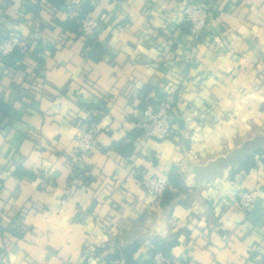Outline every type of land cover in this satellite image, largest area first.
I'll use <instances>...</instances> for the list:
<instances>
[{"label": "crops", "instance_id": "1", "mask_svg": "<svg viewBox=\"0 0 264 264\" xmlns=\"http://www.w3.org/2000/svg\"><path fill=\"white\" fill-rule=\"evenodd\" d=\"M83 1L100 23L98 62L56 24ZM185 1L0 0L9 27L0 34L27 38L42 60L27 79L0 61L10 105L0 116V264H105L133 243V264H147L151 241L174 239L170 258L264 264V167L245 173L237 163L264 138V0H201L212 19L200 42L182 30ZM158 94L177 108V134L140 135L128 157L115 153ZM87 104L99 109L97 148L83 163L92 180L73 188L70 152ZM17 167L34 179H17ZM143 174H176L182 189L162 205L140 187ZM239 191L253 195L247 212L235 205Z\"/></svg>", "mask_w": 264, "mask_h": 264}, {"label": "built area", "instance_id": "2", "mask_svg": "<svg viewBox=\"0 0 264 264\" xmlns=\"http://www.w3.org/2000/svg\"><path fill=\"white\" fill-rule=\"evenodd\" d=\"M75 8L77 7L74 6ZM71 10V9H70ZM75 9L68 13L69 18L75 16ZM212 19V11L208 5L200 1L186 0L183 11L182 25L186 26V34L194 42H200L204 38L209 21ZM79 32L83 38H94L100 23L98 19L91 15H85L77 19ZM34 49L27 38L20 37L11 32H5L0 38V61L2 58L10 57L18 51L23 57L22 61L31 67H36L35 61L31 56ZM86 118L75 122L76 134L72 140L71 171L74 168L83 169L85 159L97 148L96 126L89 124L88 121L97 115L96 111L88 110L85 112ZM181 121L177 108L170 100V96L165 97L152 110L148 111L139 129L142 131L143 138H154L167 140L174 137L178 132V124ZM264 158V156H261ZM140 187L160 199L163 192L171 186L167 178L153 175H140ZM81 185L75 179L71 187ZM254 198L249 192L239 191L236 195L235 205L238 209L247 212L253 205ZM91 252L94 250L90 249ZM151 264H192L187 255L181 258H170L156 253L151 257Z\"/></svg>", "mask_w": 264, "mask_h": 264}, {"label": "trees", "instance_id": "3", "mask_svg": "<svg viewBox=\"0 0 264 264\" xmlns=\"http://www.w3.org/2000/svg\"><path fill=\"white\" fill-rule=\"evenodd\" d=\"M47 3L50 4L51 6L54 7H59L61 4L64 3V0H47ZM72 10L75 9V16L67 19L65 22H57L56 24L62 29V30H67L73 34L76 35V37H82L81 33L79 32V24L77 23V19L81 18L82 16L88 15L90 12H92L93 7L89 5L88 1H83L77 7L75 8L74 6L70 7ZM3 18V17H2ZM8 26L7 22L3 21L0 17V28H4V30L8 31ZM182 30L186 33V26L182 25ZM2 35V33L0 34ZM1 38V36H0ZM83 38V37H82ZM84 40V47L82 51V55L84 58H88L92 61L98 62L101 57L103 56L105 49L100 46L98 43H96L95 37L90 39V38H83ZM23 55V53H22ZM22 55L20 53L15 52L12 56L2 58L1 62H3L6 66H11L13 70L16 73H19L21 75H26L25 78L27 79L28 76L30 75L29 70H34L35 72L40 71V66L42 64V60L38 56V51L33 50L31 53V56L33 57L36 67H29L26 65L22 59ZM10 60L12 63L10 64ZM30 68V69H29ZM24 78V79H25ZM164 94H158L156 100L154 101V107L161 102L163 99H165ZM84 109L86 110H97L99 112V109H97V106H93L91 104H87ZM10 110V105L4 100L3 94L0 92V116H8V112ZM99 120V114L92 117L88 123L96 125ZM142 135V131L140 129L135 130L129 134V142L124 144V143H118V144H113L111 146V149L113 151L121 156L128 157V155L132 152L133 150V141L137 136ZM240 157L237 160L239 170L238 171H243V172H248L251 169H255L257 167V162H259L262 167H264V158L261 156H264V138H257L253 142L247 143L244 145V147L241 149L239 152ZM88 169L84 166L82 170L78 168H74L71 172V177L69 179V186L71 183L77 179L81 182V186H87L89 182L92 180L90 176L87 175ZM13 175L19 179H28V180H33L34 175L30 172L24 171L21 168H16L13 171ZM139 178V176H138ZM167 180L169 182V185L171 186V190L179 191L182 189V182L181 179L179 178L178 175L176 174H170L167 177ZM166 189L161 198H160V203L162 205H166L172 201L174 198L175 194L171 191ZM176 244L175 239L171 242H163L160 240H153L149 243V255L150 259L147 262V264H151V257L156 254L160 253L161 255L165 257H169V251L170 249ZM139 245L136 243H133L131 245H127L125 247H122L120 252H116L113 256L107 257L104 259L105 264H112V262L116 260H121L125 264H133V255L136 253L138 250ZM104 250L103 248H98L94 249L92 256L98 255L100 252ZM82 264H86V260Z\"/></svg>", "mask_w": 264, "mask_h": 264}]
</instances>
